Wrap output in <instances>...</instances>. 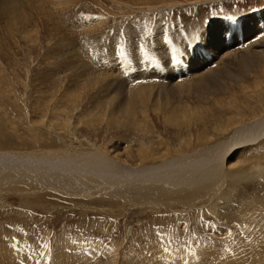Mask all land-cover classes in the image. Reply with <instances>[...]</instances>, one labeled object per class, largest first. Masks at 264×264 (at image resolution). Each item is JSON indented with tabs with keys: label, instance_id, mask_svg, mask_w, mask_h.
<instances>
[{
	"label": "rangeland",
	"instance_id": "obj_1",
	"mask_svg": "<svg viewBox=\"0 0 264 264\" xmlns=\"http://www.w3.org/2000/svg\"><path fill=\"white\" fill-rule=\"evenodd\" d=\"M49 1L0 7V152H44L38 148L50 142L47 151L67 159L102 153L138 168L147 164L139 151L158 165L227 141L264 116V73L201 102L186 87L198 76L173 72L208 42L244 50L240 34L251 23L204 34L237 21L222 14L244 15L264 0ZM167 40L181 48L175 62ZM222 52L224 59L230 51ZM236 149L226 150L221 176L191 193L108 185L89 173L94 179L73 192L0 166V264H264V136Z\"/></svg>",
	"mask_w": 264,
	"mask_h": 264
},
{
	"label": "bare ground",
	"instance_id": "obj_2",
	"mask_svg": "<svg viewBox=\"0 0 264 264\" xmlns=\"http://www.w3.org/2000/svg\"><path fill=\"white\" fill-rule=\"evenodd\" d=\"M15 1L16 0H0V7H7L9 6V4H12ZM49 2L52 4L55 3L54 0H50ZM60 4L64 7L62 2ZM247 23L249 24L251 23L249 27H247L248 26ZM238 24L239 25L245 24L247 25L246 27L248 29V30H244L245 33L240 34L241 35L240 40H243L242 43L246 41L249 43L247 45H239L242 43H238L235 45V46L239 45L237 46V48L240 49L241 47H244L245 48L244 50H237L228 45H225L224 42H226L227 40L224 39L226 41L224 40L222 41L220 39L219 41L216 40L213 46H212V42L206 43L205 46L203 45L204 48L203 49L201 48L202 49L201 52H197L196 55L191 56V58L188 57L189 62L191 61L190 59L193 60L189 64L187 63L188 65L187 67H185V69L187 68V74H190V76L195 75L198 77L196 78V81L188 84L186 87L187 88L190 87V92L194 94L193 96H195L198 101L205 102V100L211 99L210 97L213 96L216 92L218 93V91L220 92L226 90V92H230L233 87L239 86V83L241 82L243 83L252 74L260 75L264 73V39H263L264 13L259 12L256 13L255 15L251 14L248 17V19H245L242 22L220 21L215 25L213 24L211 27L209 26L210 28L209 30L208 28L206 29L207 32H205L204 36L209 31L211 32L210 35L213 36L219 35L220 33L225 34L224 31L233 32L235 31V29H237L235 26ZM254 34H256L255 37H258L257 39H254L255 38L253 36ZM252 36L254 38H252ZM252 39L254 43H252L253 41L250 43V40ZM234 40H236V36ZM215 45L217 47H215ZM223 50L230 51L227 52L228 54L224 53L225 54L224 59L220 58L221 55H223L222 52ZM233 59L235 60V62L233 61ZM140 75L141 73L138 74L137 79L138 80L141 79L142 81ZM167 84L168 85L166 84L164 85L168 87V90H170L169 86L172 83L170 84L167 83ZM178 84L175 85L177 86ZM140 87H144L147 89L151 88L149 85L140 86ZM178 87L179 86H177V88ZM171 91L175 92L173 94H176V96H172V97H174L176 100H180L182 98L183 92H178L174 88ZM130 118L131 117L128 116V119ZM116 122L117 121H113V126L120 128L121 127L120 124ZM134 123L135 124L133 123L130 124L129 122L128 125L127 122V126L136 127L135 125H137V122L134 121ZM129 133L131 134V132ZM232 133H233L232 136L229 139H227V141L224 140L222 142L217 143L216 145L213 146L211 145L209 147H206L204 150H202L197 154H190V156L179 157V158H175L174 160H169L171 156L162 158L164 156L163 155L161 156L163 162L158 165H155L154 161L156 160H152L151 157L147 155L145 152L139 151L138 155L135 152L136 158H138L139 156L141 157L142 160H140V162L147 161V164L141 165L138 168H133L128 163L123 164L122 162H117L116 160H113L111 158L109 159L102 153L94 154V156L91 155L89 158L84 157V155L88 156L87 154H77L75 156L72 154L74 158L67 159L68 155H66V153L63 155V153H54V152L51 153L47 151L49 144H52L50 142L45 143L43 145V148H38V149H44V152L31 151L29 154L26 155L23 154L20 155L18 153L7 154L0 152V166L4 167V170L6 169L5 171H7V169H11V171L15 170L16 172L19 173L21 172L22 175L26 174L25 176L30 177L32 182H34L33 180H42V178H44L43 176H48L49 178L55 179L56 183L59 186L64 188H68L66 186H69L70 188H72L71 190H73V188L76 187L78 183H81L82 180L84 182V180L87 179L89 182L94 178L96 179L99 178L102 179L103 181L104 180L107 181L108 185L110 184L108 182L111 181L117 185L123 184L124 182L125 184L127 182H129L128 184L130 183L131 184L144 183V184H156V185L165 184L167 185V187L164 188L165 189L167 188L172 192L187 191L189 189L191 193L194 190L207 186L209 182L213 181L214 179H217L218 175L219 176L222 175V172L226 167L224 160L225 157L226 158L228 157L226 156V150H229L234 147V149L237 148L236 150L243 148V151H247L244 148L248 149V147L252 146V144L254 145V143L257 140H259L264 136V116L261 119H256L255 121H253V123L247 126L244 125L238 126V128H236L235 131H233ZM218 147H221L222 151L218 152L217 150ZM51 148L53 147H50V149ZM126 156L128 159L132 158L129 153H126ZM19 173L17 174L19 175ZM86 173L96 175L97 177L93 178L87 175ZM40 182L41 181H39L38 183ZM59 186L58 187L50 186V187L52 188V190L53 189L59 190L58 189ZM100 186H102V184ZM92 187L91 190L93 189ZM119 187L120 186H118V188ZM98 188L100 189V187ZM103 188L104 187H102V189ZM170 188H174V189H170ZM81 189L83 190V188ZM20 191L21 193L25 192L24 190L21 189ZM74 191L75 190H73V192ZM81 194L83 195V193ZM162 194L160 196L164 197L165 194L164 195ZM84 195H86V193ZM171 198L169 200H171ZM146 199L147 198H145V200ZM152 204L153 203H151V205Z\"/></svg>",
	"mask_w": 264,
	"mask_h": 264
}]
</instances>
